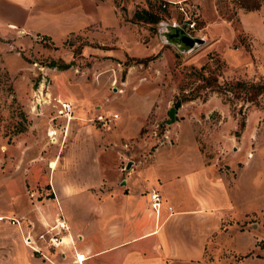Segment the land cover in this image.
<instances>
[{"label": "rangeland", "instance_id": "374dc122", "mask_svg": "<svg viewBox=\"0 0 264 264\" xmlns=\"http://www.w3.org/2000/svg\"><path fill=\"white\" fill-rule=\"evenodd\" d=\"M258 2L0 0V214L25 220L17 213L26 215L34 202L38 212L46 213V201L54 196L51 186L70 176L60 169L73 149L69 137L75 124L85 123L83 117L88 115L127 105L133 121L137 115L133 109L142 105V97L134 93L137 89L151 99V107L131 136L104 142L106 151L121 155L126 150L141 158L157 150L191 152L229 172L252 157L261 179L264 210V94L247 100L242 92L234 95L225 90L228 81H255L264 74L254 77L237 63L229 65L220 52L225 46L245 45L237 11ZM79 9L86 21L77 30H70L71 23L64 21L68 28L64 29L61 21ZM142 9L150 16L138 17L135 12L140 15ZM211 18L221 21L222 27L207 34L202 26ZM170 23L203 42L180 50L160 33ZM215 38L216 46H211ZM53 95L72 100L80 118H70L66 127L68 121L52 106ZM175 101H179L176 106ZM170 106L175 112L169 122ZM115 120L107 127L92 123L101 127V134L112 133ZM84 148L82 143L75 151L78 159ZM253 216V225L245 222L257 232L256 250L239 256L215 255L222 264H264V213ZM0 222V230L7 232L15 225ZM39 225L38 246L24 239L27 229L22 242L27 249L37 248L32 251L45 260L40 251L52 248L62 231L53 224L39 221ZM66 260L73 263L72 256Z\"/></svg>", "mask_w": 264, "mask_h": 264}, {"label": "crops", "instance_id": "0c3cea01", "mask_svg": "<svg viewBox=\"0 0 264 264\" xmlns=\"http://www.w3.org/2000/svg\"><path fill=\"white\" fill-rule=\"evenodd\" d=\"M84 15L80 9L73 12L61 21L62 27L68 29L65 21L71 23L70 30L79 29L86 21ZM237 23L245 45L225 46L221 56L254 77L263 75L264 0L238 10ZM221 27V21L214 18L202 26L207 34ZM229 34L233 39L231 26ZM216 40H211V46H216ZM134 93L142 97L140 108L133 109L135 119L130 118L128 105L121 110L112 108L109 112L117 113L112 133L101 134L103 126H95L90 115L83 117L86 122L82 125L75 124L69 137L74 146L60 169L69 171L70 176L59 178L55 187L50 185L54 196L46 201V213L38 212V204L31 203L26 215L15 212L25 219L19 227L0 230V264H71L66 257L73 256L74 250L86 256L83 264H222L215 255L227 252L239 256L256 250L257 232L249 230L246 222L253 225V215L264 210L261 179L252 157L229 172L204 163L191 152L157 150L141 158L126 150L115 155L104 149L109 139L129 137L138 130L150 109L152 101L144 98L146 93L141 89ZM79 118L74 105L71 120ZM82 143L85 148L78 159L75 151ZM150 188L159 190L165 203L172 206L170 212L162 208L155 217L148 205ZM59 213L67 230H62L52 248L40 251L47 256L42 260L32 249L23 247L22 238L27 231L24 239L38 246L39 221L52 225ZM26 222L30 226H24Z\"/></svg>", "mask_w": 264, "mask_h": 264}, {"label": "built area", "instance_id": "2783aa9c", "mask_svg": "<svg viewBox=\"0 0 264 264\" xmlns=\"http://www.w3.org/2000/svg\"><path fill=\"white\" fill-rule=\"evenodd\" d=\"M175 24V23H173ZM193 22H189L188 26L192 27ZM52 100V106L55 108V111L58 115L64 116L65 120L68 121L72 117V112L74 109V105L71 103V101L65 100L61 98L58 95H53L51 97ZM117 117L116 112H100L95 114L93 117H90L89 119L97 121V123L101 126H106L107 124L112 122ZM148 195V205L150 210L154 213L155 217H158V214L162 208H165L168 212L171 211L172 206L170 204L165 203L164 198L162 194L157 190L156 188H150L147 190ZM0 221H6L11 224H15L16 226H20V221L18 217L15 216H8L4 214H0ZM53 228H56V231H62L67 230V225L64 222L61 213L58 214V216L55 218V222L52 225ZM42 234H38V237H41ZM32 249H34L33 246L30 245ZM86 256L81 251H73L72 256V262L73 264H83V261L85 260Z\"/></svg>", "mask_w": 264, "mask_h": 264}, {"label": "water", "instance_id": "95a60500", "mask_svg": "<svg viewBox=\"0 0 264 264\" xmlns=\"http://www.w3.org/2000/svg\"><path fill=\"white\" fill-rule=\"evenodd\" d=\"M165 41L171 42L176 45L180 50L192 48L195 44L203 42L202 37L194 36L188 33L183 27L170 23L164 24L163 29L160 31ZM175 107L168 108V121L174 118ZM129 164L127 163L126 167Z\"/></svg>", "mask_w": 264, "mask_h": 264}, {"label": "trees", "instance_id": "16d2710c", "mask_svg": "<svg viewBox=\"0 0 264 264\" xmlns=\"http://www.w3.org/2000/svg\"><path fill=\"white\" fill-rule=\"evenodd\" d=\"M168 2V1H167ZM144 13V15H143ZM138 17L150 16V13L142 9L140 15L135 12ZM149 18V17H148ZM206 78V77H205ZM209 78V77H208ZM206 78V79H208ZM211 79L216 80L215 77ZM225 90L231 92L234 95H238L239 92H242L244 98L247 100H253L257 95L264 94V75L258 80L255 81H246L242 79H235L233 81H228L225 83ZM179 101H175V106L178 105ZM243 124V123H241Z\"/></svg>", "mask_w": 264, "mask_h": 264}]
</instances>
